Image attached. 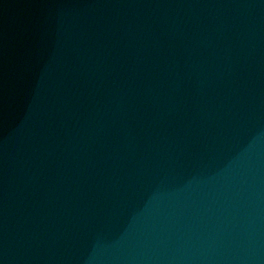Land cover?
Listing matches in <instances>:
<instances>
[{
	"label": "water",
	"instance_id": "obj_1",
	"mask_svg": "<svg viewBox=\"0 0 264 264\" xmlns=\"http://www.w3.org/2000/svg\"><path fill=\"white\" fill-rule=\"evenodd\" d=\"M0 264H264V0H0Z\"/></svg>",
	"mask_w": 264,
	"mask_h": 264
}]
</instances>
